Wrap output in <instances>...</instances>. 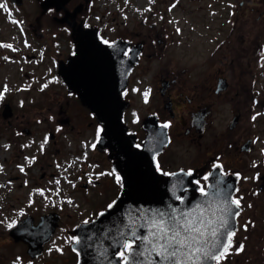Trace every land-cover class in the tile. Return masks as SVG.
Wrapping results in <instances>:
<instances>
[{"label":"flooded vegetation","instance_id":"obj_1","mask_svg":"<svg viewBox=\"0 0 264 264\" xmlns=\"http://www.w3.org/2000/svg\"><path fill=\"white\" fill-rule=\"evenodd\" d=\"M124 1L69 0L67 10L78 11L61 23L55 17L65 11L55 14L51 7L44 38L30 43L31 51L15 49L17 58L35 66L27 81H0V264H51L58 232L67 234L63 264H77L75 231L120 194L124 164L133 174L145 175V162L151 166L153 160L160 174L187 170L196 174L197 191L206 190L208 174L221 165L239 176V218L243 203L259 197L264 173L248 186L241 170L230 167L226 143L221 150L213 143L237 133L242 140L235 157L241 161L243 146L252 148L256 140L245 138L244 121L263 93L248 99L242 57L254 37L264 51V0H138L131 6ZM186 27L201 32H184ZM79 49L89 53L88 65ZM99 56L106 57V69L97 78L87 72H97L91 58ZM263 58L257 57V65ZM89 100L108 107L113 102L122 110L127 131L121 143L104 142L103 116ZM222 106L232 120L216 138L212 129ZM198 145L201 152L194 149ZM183 148L194 151L182 156ZM243 223L219 264H264V220L245 216Z\"/></svg>","mask_w":264,"mask_h":264},{"label":"water","instance_id":"obj_2","mask_svg":"<svg viewBox=\"0 0 264 264\" xmlns=\"http://www.w3.org/2000/svg\"><path fill=\"white\" fill-rule=\"evenodd\" d=\"M18 5L23 3V0H13ZM69 0H42L41 7L43 12H46L50 7L56 10H65V17L61 18V22L71 19V15L75 17L78 9L72 13L65 7ZM80 8V7H79ZM78 53L84 59V64L90 63V55L88 52L81 49ZM81 58V57H79ZM91 62L95 64L97 72L90 71L87 74L100 76L99 72L106 68L102 65L106 63L105 56L92 59ZM115 63L116 60H115ZM121 64L126 63L123 61ZM102 66V67H100ZM132 65H129V72ZM126 74L125 79H126ZM122 75V74H121ZM120 75V76H121ZM66 77V76H65ZM92 100V99H91ZM94 108L99 111L100 117L105 123V131L103 134L104 142L111 145L115 142H122L127 126L122 120V110L117 107L116 103L108 104L98 101H90ZM103 110V113H102ZM144 154V151H142ZM125 166V176L123 184V192L115 201L100 215L92 221L80 224L76 229L79 243H74L73 248L79 253V261L77 264H118L115 254L122 247L125 240L131 239L135 241L134 252L130 255V264H136L140 261L141 264H147V261H152L153 264H160V257L155 253L147 255H136V253L144 250V245L141 244L136 237H146L150 229L145 227L146 219L150 222L152 219V212L162 211L165 213L173 209L186 212L193 209L196 205H201L204 211L205 219L214 220L219 223L221 216L228 221L227 231H236L238 228V215L240 207L236 208L231 205V213L221 212V208L225 206V201L234 199L235 191L238 187V177L233 173L223 174L221 167L217 166L209 174L207 190L210 193L209 197H204L197 191L196 184H191V180L195 175H190L185 170L175 172L171 176L159 175L155 167L150 163L145 162V175L133 174L127 164ZM217 180H222L221 188L224 195L221 197H213L211 194L215 192L212 186L216 184ZM189 189L180 198L184 190ZM212 200V203H208ZM54 227L51 229V236ZM135 232V236H133ZM151 239V237H149ZM152 245L147 248L151 249ZM147 256V260H146ZM208 264H216L215 261H209Z\"/></svg>","mask_w":264,"mask_h":264},{"label":"rangeland","instance_id":"obj_3","mask_svg":"<svg viewBox=\"0 0 264 264\" xmlns=\"http://www.w3.org/2000/svg\"><path fill=\"white\" fill-rule=\"evenodd\" d=\"M112 1L119 3V5L125 2L124 0ZM137 2L138 0H128L126 4L130 6L137 5ZM0 4L6 5V8H0V81H12L16 79L27 81V79H29L27 73H33L35 65L25 57L17 58L14 55L15 49L17 46H20L23 51H31L30 49L32 48H30V45L32 43H37L44 38L41 33L49 32L51 27V11L43 13L39 0H23L21 5L14 4L12 0H0ZM114 8H116V6ZM61 11H57L55 14H59L58 12ZM65 15L58 16V22H60V19L65 17ZM184 32L197 34L201 31L192 32L186 27ZM37 33H39V35H36ZM254 38L248 39V42L246 41L247 49H244L245 54L242 57V60L245 65L244 70L247 87L249 89L248 99L251 100V97H253L254 94H257V90L262 91L263 93L261 103H259L257 107L255 106L254 109L247 108L246 120L244 121L248 128V131H246L247 133L245 132L244 135L245 138L254 135L256 140L253 143L252 148H249L247 145H244L245 147L243 146V153L240 157L241 161L235 157V153L238 152L239 141L242 140L236 139L237 133L226 135V139H222L218 144L216 142L213 143L220 150L224 149L226 143V148H229L232 151V163L230 167L236 166L237 169L241 170L240 172H242L243 176L248 179V186H253L255 184L253 182L258 183L255 177H260L262 172L264 173V166H262V163H264V62L257 65V57L264 56V51H258L259 46L256 44V39ZM4 44L7 45V50H4ZM11 47L13 48L10 50ZM184 59L191 60V54L185 56ZM40 77L41 76L39 75L37 78ZM144 86L145 85H142L141 88ZM248 103H250V101ZM142 105L143 104H141L138 96L137 106L141 107ZM228 111L229 110L226 107L222 106L219 118L214 122L215 125L212 129V133L217 135L216 138L222 135L223 131H228V125L232 120V118L230 119ZM194 149L196 151L198 150V152H201L202 150L200 145ZM193 151L194 150H191L190 152L183 148L182 156L186 153L188 157V154ZM1 153L3 152H0V160H2L3 156ZM230 162L227 160L225 161V163ZM259 184L262 186L259 191V197H256V199L250 197L252 199L251 201L243 203L245 205V210H243V213L239 218L240 231L244 226L243 221L245 216H249V220L256 219L261 222L260 224H263L264 183ZM66 236V233L58 232L54 242L51 244V264H63V259L68 257L67 253L69 250L66 246ZM54 254H57V256L54 257Z\"/></svg>","mask_w":264,"mask_h":264},{"label":"snow or ice","instance_id":"obj_4","mask_svg":"<svg viewBox=\"0 0 264 264\" xmlns=\"http://www.w3.org/2000/svg\"><path fill=\"white\" fill-rule=\"evenodd\" d=\"M0 8H6V5L0 4ZM222 183V180H217L212 186L215 188V192L211 194L213 197L224 195L221 188ZM199 191L204 197L210 196V193L203 187L199 188ZM208 203L211 204L212 200ZM231 205L239 208V199L225 201V206L220 209L221 212L231 213ZM204 211L205 209L198 204L186 212L176 209L168 213L152 212V219L150 222L146 219L145 227L156 230L150 231L146 237H136L144 245V250L136 255H145L147 252L150 256L151 253H155L160 257V264H208L209 261L219 264L221 259L228 254L235 232L227 231L228 221L223 216L217 224L214 220L205 219ZM238 214L235 213V215ZM132 234L135 236V232ZM76 242L79 243V240ZM134 244L135 241L125 240L123 242L122 250L118 253L122 264H130L129 254L134 252ZM148 245H152L151 249L147 248ZM136 264H141V262L137 261ZM147 264H153V262L147 261Z\"/></svg>","mask_w":264,"mask_h":264},{"label":"bare ground","instance_id":"obj_5","mask_svg":"<svg viewBox=\"0 0 264 264\" xmlns=\"http://www.w3.org/2000/svg\"><path fill=\"white\" fill-rule=\"evenodd\" d=\"M119 150H123L122 144L118 146Z\"/></svg>","mask_w":264,"mask_h":264}]
</instances>
